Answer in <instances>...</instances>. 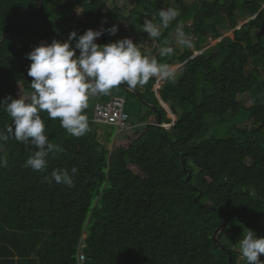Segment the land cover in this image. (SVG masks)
Segmentation results:
<instances>
[{"label":"trees","instance_id":"1","mask_svg":"<svg viewBox=\"0 0 264 264\" xmlns=\"http://www.w3.org/2000/svg\"><path fill=\"white\" fill-rule=\"evenodd\" d=\"M134 3L130 18L135 22L139 17H154L151 23L162 25L160 12L176 10L169 31L180 23L191 41V47L174 52L169 60L170 65H183L177 83L167 79L158 94L154 80H149L140 92L139 101L151 105L147 106L157 115V123L161 118L173 131L150 124L145 114L131 115L139 123L149 124L140 125L126 142L116 143L109 160L99 136L90 130V120L86 134L75 137L61 127L59 119L42 112L50 142L61 149L49 153L44 172L26 166L37 150L34 146L18 142L14 136L0 141V157L7 160L6 166H0V258L8 251V256L19 254L28 263L38 255L40 262L30 264H229L213 241L209 246L216 251L207 247L197 254L193 245L200 239L209 243L225 217L240 224L238 235L245 226L264 237V82L248 72L252 56H259L253 60L255 64L264 65V0H198L192 7L184 0H164L163 5L153 0ZM44 7L50 26L35 0H0V100L18 98L19 83L25 96L30 94L31 61L26 54L41 42L60 40L59 35L67 39L68 24H74L79 9L84 11L85 23L74 27L78 35L89 28L101 29L106 17L105 0H44ZM125 9L114 10L123 21L119 31L115 35L105 32L97 43L128 35L123 29L128 19L120 15ZM239 12L244 20L259 16L237 30L235 38L223 39L220 51L207 48L211 39H221L239 25ZM25 19L31 20L33 31L43 26L42 39L20 47L17 34ZM21 30L30 31L23 23ZM252 30L260 31L259 44L253 40ZM167 35L158 39L169 40ZM138 86L135 90L139 91ZM247 93L255 101L248 108L238 100ZM158 97L175 116L180 114L176 121ZM91 112L85 110L88 119ZM244 120L251 127L239 125ZM11 124V117L0 108V130L6 131ZM207 129L222 136L193 146ZM72 167L78 169L72 187L44 179L53 171ZM186 167L192 174L191 185ZM7 195L17 197L13 204L1 200ZM97 199L100 203L85 238L86 247L82 243L84 225ZM96 218L100 219L97 223ZM3 222L15 223L26 232L7 234ZM239 257L234 254L233 264H238ZM260 259L264 261V254ZM0 264L16 261L7 259Z\"/></svg>","mask_w":264,"mask_h":264},{"label":"clouds","instance_id":"2","mask_svg":"<svg viewBox=\"0 0 264 264\" xmlns=\"http://www.w3.org/2000/svg\"><path fill=\"white\" fill-rule=\"evenodd\" d=\"M177 15L174 9L162 10V26H167ZM118 31L117 25L98 30L89 28L81 35L73 30L63 42L55 38L51 43L41 42L26 54L31 61L28 76L32 78V91L28 96H8L0 100V108L12 119L6 131L0 130V141L7 142L9 136H14L16 141L34 146L37 150L26 160L27 167L44 172L49 153L61 151L49 140L42 112H46L53 120L59 119L61 127L71 135L82 137L89 129L85 110L89 107L90 98L100 94L108 95L122 83L135 89L154 77L170 75L169 69L150 58L148 53L142 52L138 43L131 38L125 37L106 44L97 43L105 32L115 35ZM143 31L149 38L160 35L158 27L150 21H145ZM180 36L179 42L191 47V41L184 39L183 33ZM172 52V48H164L161 55H170ZM252 64L263 65L251 61L248 69ZM256 71L255 75L264 82L260 72ZM158 98L162 104L161 97ZM162 107L170 109L169 105L162 104ZM171 114L174 117L172 120L176 121L175 114L172 111ZM6 165L7 160L0 157V166ZM77 173L76 167L70 171L61 169L53 171L50 177L45 176L44 179L49 183L55 181L72 187ZM238 243L246 264H264L260 259L264 254V237L258 238L253 230L247 229Z\"/></svg>","mask_w":264,"mask_h":264},{"label":"rangeland","instance_id":"3","mask_svg":"<svg viewBox=\"0 0 264 264\" xmlns=\"http://www.w3.org/2000/svg\"><path fill=\"white\" fill-rule=\"evenodd\" d=\"M105 1L107 3L106 17H105V20H104L102 27L107 29V28H110L112 25H117V26L121 25L123 23V21H121L117 17V15H115L114 10L117 7H118V9H122V8L126 7V9L120 13V15L124 16L125 19H128L123 24V29L126 32H128V35H126V37L131 38L134 42L138 43V46L140 47L141 51L148 53L150 58L156 59L155 54H157L158 58L160 59V61H158V63L160 65L165 66L167 69L170 70V75H168L167 77H161V78L154 77V78L150 79V80H154L153 88L158 92V94H161L160 91L163 89V82H164L163 80L159 81L158 79L171 78L174 83H177V80L181 76L183 66H179L180 64H178V63L170 65L169 60L171 59L174 52H181L182 49L186 48V45L179 42L181 39L180 34L183 33L181 30V24L180 23H177L175 25V29H179L180 31L174 30L172 32H167V29H169V30L171 29V25L174 23L176 18L171 20L167 26L156 25L160 31L159 37H162L163 35H166L167 33H169L168 34L169 37L167 36L169 38V40L167 39V40L160 41L158 39L159 37L149 38L148 34L145 31H143L145 21L151 22V20L154 19V17H151V18L139 17L137 22L133 21V19L130 18L131 17V15H130L131 11L134 9L135 4H136V3H134V0H105ZM153 1H155L158 5H163V2H164V0H153ZM196 1H198V0H184V3L186 4L187 7H192L196 3ZM207 1L215 2L216 0H207ZM171 4L173 6H175L176 8L179 7V6H176L175 2H173V1L171 2ZM81 14H84V11H82ZM243 16H244V14H242L240 12L238 13V16H236L237 19H239L240 21H239V25L236 27V29H234V31L241 30L244 26H246L248 20L247 19L244 20ZM129 20H131V21H129ZM142 21H143V23H142ZM22 23L24 24V27L30 29V31H23V30H21V27H20V30L17 34V43L19 44L20 47H24L26 45V43L32 42V38L30 37V35H33V38H35L37 36L36 38L40 39V33H41V32L35 33L33 31V29H31V26L33 25V23L31 22L30 19H28V20L25 19L22 21ZM22 23H21V25H22ZM188 27H191V23L188 24ZM225 27H226V25H225ZM225 29L226 28H222V30L226 33L227 31H225ZM252 36H253V38H255L256 42H259V40L261 39L259 30L252 31ZM41 37H42V34H41ZM188 37H189V35H185L183 33L184 39H186ZM228 37L234 38L235 33L227 32L225 34V38H228ZM37 39H34V41H36ZM99 39H101V37L98 38V40ZM218 40H220V39H218ZM106 43H108V42H104L103 44H106ZM217 44L218 43L216 41H214L212 43V47H216L219 45V44L218 45ZM169 47L173 49V52L170 55H168V57H166L167 55H161V50L164 48H169ZM209 47H211V46H208L207 48H209ZM203 51H205V50H202L199 54H203L204 53ZM252 69L258 70L260 72V74L262 75V77L264 78V65L255 66L252 64L251 68L248 69V72H253V73L257 74V71L252 70ZM138 87H139L140 91H143V86L139 85ZM25 95L26 94H25L24 90L22 88H20L18 96H25ZM109 95H118V96L125 97L127 99L126 108H127L130 115L137 116L139 114H145L147 116V117H145V118H147V121H150L151 123L157 122V115L152 110V108L147 106V105H144L141 101H139V99L136 97V95L129 94L127 92V89L124 87L123 83L119 87L113 89ZM252 98L253 97H252V95H250V93L242 94V95L238 96V100L241 101L243 103V106L247 107V108L252 107L253 104H255V101H253ZM107 100H109L107 95L102 96L101 100H99V98H96V96L90 98L88 108L90 109V111H92L89 115V117H91V119H93L94 111L98 105V102L107 101ZM263 102H264V100H263ZM163 108H164V110L168 111L167 113L170 116V118L174 119V117H172L170 109L167 107H163ZM179 113L180 112H178V114ZM179 115L176 116L177 119L179 118ZM135 123H136V118L134 117L133 121H131L130 125L131 124L135 125ZM239 125H241L243 128H246L247 125H249L251 127V125L246 120H244ZM167 129H171V126H168ZM97 131H100L102 133V135L99 137V142L102 144V146L108 147V145H106L107 141H105V140H107L112 135L109 128L105 127V126L95 125L94 126V132L97 134V136H99L98 135L99 132L97 133ZM116 131L117 130H114L113 132L116 133ZM221 136H222V134H220V136L219 135L217 136L213 129H209V130L207 129L202 134H200L196 137V139L193 141L192 145L196 146V145L200 144L201 141L205 138H214V137L218 138ZM109 149L111 150V148H109ZM235 226H236L235 224H232L230 229H229L230 233L227 235L228 236V244L232 249H234L235 251L240 253L238 241L240 238H242L243 234L247 231V229L245 227H243L242 234L241 235H235L234 234ZM258 238H260V237H258ZM238 264H246V261L244 260L243 257H241Z\"/></svg>","mask_w":264,"mask_h":264},{"label":"bare ground","instance_id":"4","mask_svg":"<svg viewBox=\"0 0 264 264\" xmlns=\"http://www.w3.org/2000/svg\"><path fill=\"white\" fill-rule=\"evenodd\" d=\"M5 1H21V0H5ZM35 1L38 4L39 10L43 14V19H44L45 23H47L50 26V21H49L47 13L45 11V7H44V12H43V9H42V6H44V0H40V2L38 0H35ZM106 7H107V3H106ZM82 11H83L82 8L78 10L77 15H75V18H77V19H75V22H74L73 25L68 24V28L71 31L74 29L75 26H77L79 24V22L85 23L84 14H81ZM258 16L259 15L252 16L250 19H247L248 22H247L246 26L249 24V22L251 20L256 19ZM104 20H105V18H104ZM142 23H143V21H142ZM20 27H21V23H20ZM42 30H43V26L39 30H34L35 33H40V32L41 33H40V39H37L36 38L37 36H36L35 38H32L33 41H34V39H37L36 41H40L42 39V37H41V34L43 33ZM174 30H179V29H174ZM174 30H172V31H174ZM172 31H169V29H167V32H172ZM252 31H255V30H252ZM252 31H251V35H252ZM228 32L235 33L236 31H234V29H233V30H230ZM69 33H68V35H69ZM167 34H169V33H167ZM7 35L11 36L10 32H8ZM167 36L169 37V35H167ZM59 38H60L61 42H63L65 40V38L63 36H61V35H59ZM241 38H243V35L241 36ZM252 38H253V36H252ZM223 39H225V35H224V38H221L220 40L211 39V45L210 46L212 47V43L214 41H216L218 44H220V42ZM253 40H255V38H253ZM46 43H48V41H46ZM255 43L259 44L260 40H259V42H256V40H255ZM244 44L246 45L247 41H245ZM216 47H217L216 48L217 52L221 50V48H219V45L216 46ZM258 57L259 56H252L249 59L251 61H253V60H256ZM167 79H169V78L158 79V80L159 81H162V80L166 81ZM124 87L127 89V92H130L131 94L133 93L134 95H136V97L138 99H140V97H141V93H140L141 91L140 90L138 91V90H135V89H131V88L127 87L126 84H124ZM20 88H22L24 90V92H26L24 87H23V85L21 83H19L18 86H17V94L19 93V89ZM108 98H109V100H107V101L98 102V105H97V107H96V109L94 111L93 119H88V121L90 120L92 122V124H93V127L90 129L91 131L94 132V126L95 125H100V126L108 127L110 132L112 133V135L107 140H105V141H107L106 145H108V147L107 146H103L107 150V152L109 153V160H110V158L113 156L114 148H115L116 143H118V142H126L128 140V137L134 131H136V129H138L140 127V125L149 124V123L148 122L139 123L136 120L135 125L134 124L130 125V123H131V121H133V119L131 118V115L129 114V112H128L127 108H126L127 99L125 97H123V96L109 95V94H108ZM99 100H101V99H99ZM146 104L151 106L148 103H146ZM150 124L156 125L158 128H163L164 130H166L168 132L173 131L172 128L171 129H167V127H168L167 124L161 123V118H159V123L152 122ZM114 130H117L116 133L113 132ZM98 132H99L98 135L100 137L102 135V133L100 131H97V133ZM109 148H111V150ZM188 170L189 169L186 167L185 171H186L187 174H188ZM187 183L191 185V183H192V174H191V176L188 174ZM16 198L17 197L12 198L11 195H7V197H4V196L1 197V200L11 201V204H13V202L16 200ZM198 200H199V198L196 197V201H198ZM99 203H100L99 199H97L96 202H95V206H94L93 210L90 212V216L86 220L85 225H84L85 226V230H84V233H83L82 243L86 247H87V245H86L85 238H87L89 236V233H90L89 228H90V226H91V224L93 222L94 211H95V208L99 205ZM100 217H101V215H100ZM99 220H100L99 218H96L94 222L97 223V222H99ZM4 224H5V226L7 227V230H8L7 234H9L11 232L12 233H15V232L24 233V232H26V230L24 228H17V224H15V223H14V225H8L6 223H4ZM232 224L236 225L235 229H234V234L238 235L237 231H238V228H239L240 224L239 223H234L232 220L229 219V217H225L223 223L218 226L216 231L211 235V238L210 237L208 238L209 243L204 242V241H202V239H200V241H197L195 243V245H193L192 250L195 253H197V254L199 252H201L203 249L207 248V247H211V248H213L216 251L217 249L215 247L209 246L212 243V241H213L214 246L218 247L220 249V251H222L225 255H227V259H228V263L229 264H233V256H234V254H237V253L240 255V257L238 259V263H239V261H240V259L242 257L241 254L239 252L235 251L234 249H232L229 246V244H228V236L227 235L230 233L229 229H230ZM242 227H245V226H242ZM219 228H221V229L218 231ZM245 228L248 229L247 227H245ZM9 247L11 248V246H9ZM8 254H9V252L7 251V253H5L0 258V261L7 260V259H13V260L16 261V264H30L32 262H40V258H39L38 255H37V257H35L34 261L28 263L25 260V258L23 256H20L19 254H16L13 257L8 256Z\"/></svg>","mask_w":264,"mask_h":264},{"label":"water","instance_id":"5","mask_svg":"<svg viewBox=\"0 0 264 264\" xmlns=\"http://www.w3.org/2000/svg\"><path fill=\"white\" fill-rule=\"evenodd\" d=\"M40 2V0H38ZM42 9H43V12H44V6H42ZM223 227V226H222ZM221 228L218 229V231L220 230Z\"/></svg>","mask_w":264,"mask_h":264}]
</instances>
